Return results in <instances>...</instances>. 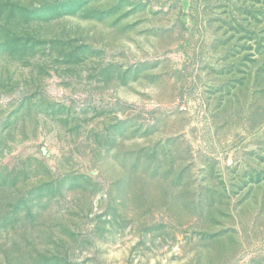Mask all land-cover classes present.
<instances>
[{
  "label": "rangeland",
  "instance_id": "374dc122",
  "mask_svg": "<svg viewBox=\"0 0 264 264\" xmlns=\"http://www.w3.org/2000/svg\"><path fill=\"white\" fill-rule=\"evenodd\" d=\"M0 264H264V0H0Z\"/></svg>",
  "mask_w": 264,
  "mask_h": 264
}]
</instances>
